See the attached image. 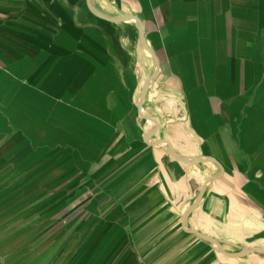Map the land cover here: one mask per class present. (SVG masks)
<instances>
[{
  "label": "crops",
  "instance_id": "obj_1",
  "mask_svg": "<svg viewBox=\"0 0 264 264\" xmlns=\"http://www.w3.org/2000/svg\"><path fill=\"white\" fill-rule=\"evenodd\" d=\"M191 231L264 247V0H0V264H264Z\"/></svg>",
  "mask_w": 264,
  "mask_h": 264
},
{
  "label": "rangeland",
  "instance_id": "obj_2",
  "mask_svg": "<svg viewBox=\"0 0 264 264\" xmlns=\"http://www.w3.org/2000/svg\"><path fill=\"white\" fill-rule=\"evenodd\" d=\"M65 251L66 246H65ZM61 251L57 249L56 246H42V247H34V255L32 260H18V261H13V260H6L2 261L1 264H59L58 260L56 261V256L60 253Z\"/></svg>",
  "mask_w": 264,
  "mask_h": 264
},
{
  "label": "water",
  "instance_id": "obj_3",
  "mask_svg": "<svg viewBox=\"0 0 264 264\" xmlns=\"http://www.w3.org/2000/svg\"><path fill=\"white\" fill-rule=\"evenodd\" d=\"M138 25L140 26V22L137 21ZM156 74H154L153 76H155ZM145 86L146 84H144V86L142 87V91H144L145 89ZM204 186H202L199 194H198V197L196 199V201L194 202V204H192L189 209H192L196 206V204L198 203L199 199L201 198L202 196V190H203ZM185 215V214H184ZM191 232H194L196 235H198L200 238H202L203 240L213 244L219 251L221 254H223L224 256L226 257H230V258H240L248 253H251V252H261V253H264V247L263 246H248V247H245V248H242L240 251L238 252H235V253H230L228 252L223 246L222 244L216 240L215 238L213 237H210V236H206L200 232H197V231H191Z\"/></svg>",
  "mask_w": 264,
  "mask_h": 264
}]
</instances>
